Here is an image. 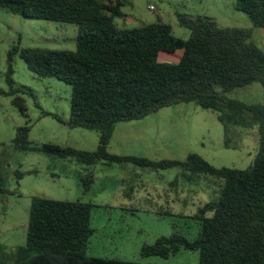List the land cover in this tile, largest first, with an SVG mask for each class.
<instances>
[{
	"label": "trees",
	"instance_id": "1",
	"mask_svg": "<svg viewBox=\"0 0 264 264\" xmlns=\"http://www.w3.org/2000/svg\"><path fill=\"white\" fill-rule=\"evenodd\" d=\"M128 0H0V6L27 18L63 22L78 28L77 50L23 48L9 54L7 81L13 104L27 114L22 96L34 91L16 87L14 61L20 55L40 77H55L72 87L71 128L99 133L95 151L48 143L33 147L32 127H20L15 146L38 150L59 160H75L90 171L81 178L88 190L95 181L90 168L100 164L132 163L155 170L179 169L183 178L200 185L207 181L213 200L193 217L200 221L195 239L175 231L154 245H145V258H170L182 252H200V264H264V104H247L225 93L255 83L264 86V51L252 42L253 29L223 28L211 17L180 14L188 40L177 37L173 27L159 20L135 28H120ZM237 9L249 15L255 27L264 29V0H237ZM184 50L177 63L161 62V54ZM196 103L218 114L232 147L235 127H258L260 149L248 169L218 168L199 154L186 160L154 161L137 156L111 154L109 146L116 126L143 120L180 104ZM47 114V113H46ZM51 115V114H47ZM61 122V117L55 116ZM18 182L25 173L15 172ZM0 160V194L10 193ZM97 205L34 197L25 246L9 253L0 244V264H150L89 254L91 227ZM1 235V228H0Z\"/></svg>",
	"mask_w": 264,
	"mask_h": 264
},
{
	"label": "rangeland",
	"instance_id": "2",
	"mask_svg": "<svg viewBox=\"0 0 264 264\" xmlns=\"http://www.w3.org/2000/svg\"><path fill=\"white\" fill-rule=\"evenodd\" d=\"M123 11L133 19L129 28L161 20L185 40L191 31L181 25L180 14L211 17L223 28L253 29L252 42L264 51V29L255 27L249 15L237 9V0H128ZM77 34L73 24L27 18L0 6V88L11 90L7 76L9 54L15 45L76 51ZM180 54L164 53L161 62L177 63ZM14 69L16 87H29L34 96L22 93L28 116L13 104V97L0 96V160L10 190L0 194L1 246L13 253L27 244L33 198L45 197L97 205L91 221L95 230L89 246L91 256L150 264H200V252L185 251L167 259L145 258L142 249L175 231L195 239L201 226L193 217L213 200L210 183L197 185L183 178L176 182L180 174L177 168L155 170L132 163H100L91 169L95 181L87 190L81 181L90 172L86 165L52 158L38 150H17L18 129L28 124L32 127L33 147L53 143L95 151L99 133L67 124L72 106L69 84L55 77L38 76L20 55L15 58ZM225 94L247 104H264L261 83ZM119 125L109 146L110 153L119 156L184 161L196 153L218 168L245 170L254 164L260 149L258 127H235L233 146L227 147L225 127L218 114L196 103L165 108L143 120ZM16 171L25 173L19 182Z\"/></svg>",
	"mask_w": 264,
	"mask_h": 264
},
{
	"label": "crops",
	"instance_id": "3",
	"mask_svg": "<svg viewBox=\"0 0 264 264\" xmlns=\"http://www.w3.org/2000/svg\"><path fill=\"white\" fill-rule=\"evenodd\" d=\"M124 14H125V16L124 17H121V18H118L117 19V24H118V26L120 27V28H124V29H126V28H129L130 27V25H132V23H133V19L129 16V14H127L126 12H124ZM178 52H181V54H180V59H182V57H183V55H184V50H179ZM177 52V53H178ZM176 53V54H177ZM161 57H162V54H161V56H160V60H161ZM165 60H166V57H165ZM120 124V123H119ZM118 124V125H119ZM118 125L116 126V129H115V133H114V136H115V134H116V131L118 130ZM120 126V125H119ZM113 139H114V137H113ZM113 139H112V142H113ZM112 142H111V144H112ZM115 155V154H114ZM89 168L87 167V169L86 170H88ZM92 168H90V170H91ZM143 187H145V186H143ZM145 189V188H144Z\"/></svg>",
	"mask_w": 264,
	"mask_h": 264
},
{
	"label": "built area",
	"instance_id": "4",
	"mask_svg": "<svg viewBox=\"0 0 264 264\" xmlns=\"http://www.w3.org/2000/svg\"><path fill=\"white\" fill-rule=\"evenodd\" d=\"M151 9H154V6H151Z\"/></svg>",
	"mask_w": 264,
	"mask_h": 264
}]
</instances>
